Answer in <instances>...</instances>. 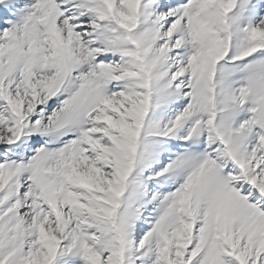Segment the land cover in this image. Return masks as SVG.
I'll return each mask as SVG.
<instances>
[{"label":"snow or ice","instance_id":"snow-or-ice-1","mask_svg":"<svg viewBox=\"0 0 264 264\" xmlns=\"http://www.w3.org/2000/svg\"><path fill=\"white\" fill-rule=\"evenodd\" d=\"M0 264H264V0H0Z\"/></svg>","mask_w":264,"mask_h":264}]
</instances>
